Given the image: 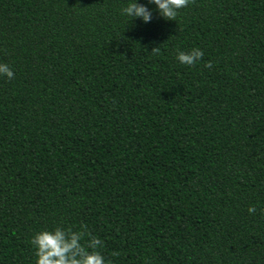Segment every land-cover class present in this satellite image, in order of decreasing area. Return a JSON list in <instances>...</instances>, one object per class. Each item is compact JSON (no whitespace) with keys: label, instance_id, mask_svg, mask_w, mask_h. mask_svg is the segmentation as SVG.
<instances>
[{"label":"trees","instance_id":"1","mask_svg":"<svg viewBox=\"0 0 264 264\" xmlns=\"http://www.w3.org/2000/svg\"><path fill=\"white\" fill-rule=\"evenodd\" d=\"M127 2L0 0V264L81 225L108 264H264V0Z\"/></svg>","mask_w":264,"mask_h":264},{"label":"clouds","instance_id":"2","mask_svg":"<svg viewBox=\"0 0 264 264\" xmlns=\"http://www.w3.org/2000/svg\"><path fill=\"white\" fill-rule=\"evenodd\" d=\"M189 0H147L156 9L159 17L163 20H174L177 11L188 4ZM120 14L127 20L139 19L148 23L151 13L148 7L137 0H128L120 9ZM158 54L155 47L151 49ZM203 52L193 47L190 51H177L176 61L181 65L191 66L200 61ZM204 67L210 68L211 63L206 62ZM13 72L7 63L0 62V77L11 79ZM249 214L256 213L254 205L247 209ZM84 226L79 230L72 231L68 228L53 227L51 230L43 229L33 233L29 237V244L33 249L34 264H108L98 249L102 248V241L89 236L84 240ZM83 241V243H81Z\"/></svg>","mask_w":264,"mask_h":264}]
</instances>
